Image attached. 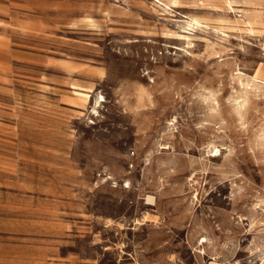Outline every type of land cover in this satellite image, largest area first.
<instances>
[{
    "label": "rangeland",
    "instance_id": "1",
    "mask_svg": "<svg viewBox=\"0 0 264 264\" xmlns=\"http://www.w3.org/2000/svg\"><path fill=\"white\" fill-rule=\"evenodd\" d=\"M212 261L264 264V0H0V264Z\"/></svg>",
    "mask_w": 264,
    "mask_h": 264
},
{
    "label": "bare ground",
    "instance_id": "2",
    "mask_svg": "<svg viewBox=\"0 0 264 264\" xmlns=\"http://www.w3.org/2000/svg\"><path fill=\"white\" fill-rule=\"evenodd\" d=\"M194 22L198 23V21L196 19H194ZM191 24V23H190ZM252 80H255V81H262L263 78H260L259 76H255V75H252L251 76ZM84 95V97L87 99L89 97V94L88 93H82ZM212 155H215V154H212ZM150 199V198H148ZM210 264H223L221 262H217V261H212L210 262ZM235 264V263H234ZM237 264V263H236Z\"/></svg>",
    "mask_w": 264,
    "mask_h": 264
}]
</instances>
